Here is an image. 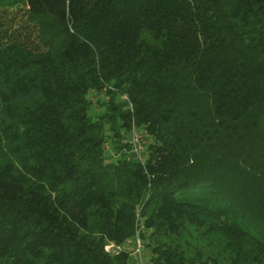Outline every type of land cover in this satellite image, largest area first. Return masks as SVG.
Segmentation results:
<instances>
[{"label":"trees","instance_id":"trees-1","mask_svg":"<svg viewBox=\"0 0 264 264\" xmlns=\"http://www.w3.org/2000/svg\"><path fill=\"white\" fill-rule=\"evenodd\" d=\"M0 264H264V0H0Z\"/></svg>","mask_w":264,"mask_h":264},{"label":"built area","instance_id":"built-area-1","mask_svg":"<svg viewBox=\"0 0 264 264\" xmlns=\"http://www.w3.org/2000/svg\"><path fill=\"white\" fill-rule=\"evenodd\" d=\"M133 142H134V146H135L134 149H135V151L137 152V154L140 157V152L142 150V141H141V137L137 133H134V135H133ZM137 243H138V246H139L137 251L140 252L141 244H140V241H139L138 238H137ZM112 248H113V245H110V246L107 247V250H111Z\"/></svg>","mask_w":264,"mask_h":264},{"label":"rangeland","instance_id":"rangeland-1","mask_svg":"<svg viewBox=\"0 0 264 264\" xmlns=\"http://www.w3.org/2000/svg\"><path fill=\"white\" fill-rule=\"evenodd\" d=\"M148 139V138H147ZM145 140V139H144ZM146 142H148V140L146 141ZM143 142H142V146H143ZM143 148V147H142ZM138 236H139V234H138ZM140 237V236H139ZM138 238V237H137ZM139 239V238H138ZM140 241V244H141V248H142V246H143V244H142V240H139ZM130 244H128V246H126V248L128 249V251H133V254H134V256H136V257H138L139 258V256L138 255H142V253H144L145 251L142 249V252H138L137 251V249L139 248V246H138V243L137 242H134L133 241V239L132 240H130V242H129ZM146 253V252H145Z\"/></svg>","mask_w":264,"mask_h":264}]
</instances>
